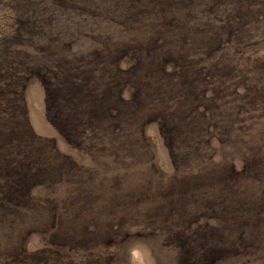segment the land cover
<instances>
[{"label": "rangeland", "instance_id": "rangeland-1", "mask_svg": "<svg viewBox=\"0 0 264 264\" xmlns=\"http://www.w3.org/2000/svg\"><path fill=\"white\" fill-rule=\"evenodd\" d=\"M80 1L0 0V264H264V0Z\"/></svg>", "mask_w": 264, "mask_h": 264}, {"label": "trees", "instance_id": "trees-1", "mask_svg": "<svg viewBox=\"0 0 264 264\" xmlns=\"http://www.w3.org/2000/svg\"><path fill=\"white\" fill-rule=\"evenodd\" d=\"M101 1L102 0H98V2L101 4ZM122 2V5L125 4V11H119L121 14L123 13H128V10L130 9V7H127V3L129 4L130 3V0L127 1V3H125L124 0H120ZM79 2L81 3V1L79 0ZM116 3L111 7L113 9H122V5H117V2L118 1H115ZM137 60H139V58H136L134 57ZM136 64V63H135ZM114 69L117 70L119 69V66H114ZM120 70V69H119ZM166 71H164L163 73L165 74ZM167 75V74H166ZM43 78L45 79H48L47 76H43ZM117 81V79L114 80V82L109 85V88L110 89V95H106L107 96V100L110 102V107H109V104H107L108 106H106V115H105V120L108 121V122H112V123H119L121 121V119L123 118L125 112H123V109H124V106L120 105V102L122 101V96H120L117 91H119L115 86V82ZM91 82V88L89 86L90 89H92V91L96 94H98V91H99V88L98 86L95 87L97 84L94 82V79L90 81ZM73 87L77 90V80H75V84L73 85ZM115 88V89H114ZM117 89V91H116ZM102 91V90H101ZM114 91H116V94L118 95L117 99H115V94H114ZM103 92V91H102ZM101 92V93H102ZM122 104V103H121ZM197 108V110H200L201 109V106L199 107H195ZM48 111L50 114H52V110L51 108L48 106ZM85 117L86 116H80L79 115V119H81V126H83L84 124V120H85ZM191 117L193 119H197L199 116L198 115H195L193 113V111L191 110ZM57 118H59V116H56V118L53 116L52 114V121L56 120V127L59 129L60 128V131H61V124L59 123V121L57 120ZM172 118V114H169V115H164L163 117H161V131H162V134L164 135V138L166 139V142H167V145H168V148L170 149V152L172 153V155L174 154V146H173V143H174V138L175 135L174 132H178V133H182V135H185L188 130L189 132L191 131H194V128L192 125H189L187 123V116L185 115L183 118L181 119H178V118H175L176 120L173 121L171 120ZM54 119V120H53ZM77 119H78V116L77 118L75 119L74 123L77 122ZM125 119V118H124ZM124 121V120H123ZM75 125L72 124L71 127H74ZM76 131L78 130V127L75 129ZM73 131H70V134H69V137L66 136V138H71L70 135L73 134ZM64 135H68V134H65ZM19 173V172H18ZM20 176H21V180L24 178V175L19 173ZM51 175V174H50Z\"/></svg>", "mask_w": 264, "mask_h": 264}]
</instances>
